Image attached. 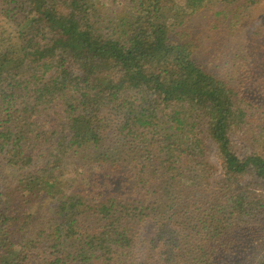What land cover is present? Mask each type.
<instances>
[{
  "label": "trees",
  "instance_id": "1",
  "mask_svg": "<svg viewBox=\"0 0 264 264\" xmlns=\"http://www.w3.org/2000/svg\"><path fill=\"white\" fill-rule=\"evenodd\" d=\"M177 1L0 0V264H264V102L172 36L259 0Z\"/></svg>",
  "mask_w": 264,
  "mask_h": 264
},
{
  "label": "rangeland",
  "instance_id": "2",
  "mask_svg": "<svg viewBox=\"0 0 264 264\" xmlns=\"http://www.w3.org/2000/svg\"><path fill=\"white\" fill-rule=\"evenodd\" d=\"M102 15H113L125 8V0H95ZM181 4L182 0L177 1ZM183 3V2H182ZM251 11L253 18L248 17L250 24L238 25L235 31H229L224 26V19L214 16L218 11L216 8L206 9L207 11L196 14L188 24V31L191 33L189 39L179 32L172 35L176 42H186L193 54V59L203 69L218 78L231 80L238 83L244 81L248 95H252L257 103L264 102V0ZM108 20V18H106ZM232 29V27H230ZM182 39V41H181ZM237 149L241 154L249 155L251 149L240 141H237ZM210 153L208 158L211 162H218L215 145H208ZM219 166V163H216ZM250 183V178L243 182ZM70 185H75L73 180ZM258 193L264 194V182L259 181L253 186ZM150 228L146 232L151 231ZM251 241V240H250ZM249 240L245 247H249ZM235 264H255L263 255L258 250V244L254 243L249 251L239 247ZM232 260V261H233Z\"/></svg>",
  "mask_w": 264,
  "mask_h": 264
}]
</instances>
